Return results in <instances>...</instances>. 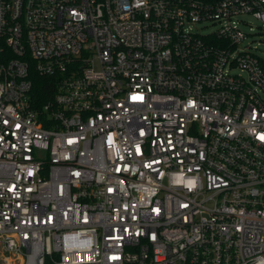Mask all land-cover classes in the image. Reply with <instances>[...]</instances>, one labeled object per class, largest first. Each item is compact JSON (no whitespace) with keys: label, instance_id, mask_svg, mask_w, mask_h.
<instances>
[{"label":"built area","instance_id":"2783aa9c","mask_svg":"<svg viewBox=\"0 0 264 264\" xmlns=\"http://www.w3.org/2000/svg\"><path fill=\"white\" fill-rule=\"evenodd\" d=\"M245 15L264 0H0V264H264ZM31 66L60 74L41 108Z\"/></svg>","mask_w":264,"mask_h":264},{"label":"trees","instance_id":"16d2710c","mask_svg":"<svg viewBox=\"0 0 264 264\" xmlns=\"http://www.w3.org/2000/svg\"><path fill=\"white\" fill-rule=\"evenodd\" d=\"M29 75L32 80V88L30 90V101L32 107L41 108L54 94L56 90V82L60 77L59 73L44 76L36 72L33 66L29 69Z\"/></svg>","mask_w":264,"mask_h":264},{"label":"rangeland","instance_id":"374dc122","mask_svg":"<svg viewBox=\"0 0 264 264\" xmlns=\"http://www.w3.org/2000/svg\"><path fill=\"white\" fill-rule=\"evenodd\" d=\"M243 19L249 23V25L242 27L245 32L249 33L245 39V43L250 42L252 47L258 49V53L261 54L260 56H264V27L261 22L251 15H245ZM201 26L200 24L196 25V27L203 32L216 29V24H209L206 27L200 28Z\"/></svg>","mask_w":264,"mask_h":264}]
</instances>
